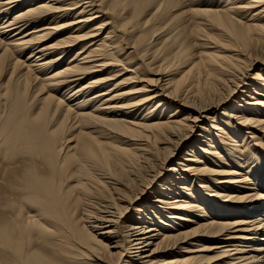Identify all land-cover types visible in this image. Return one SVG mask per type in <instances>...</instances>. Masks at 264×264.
<instances>
[{
  "label": "bare ground",
  "instance_id": "1",
  "mask_svg": "<svg viewBox=\"0 0 264 264\" xmlns=\"http://www.w3.org/2000/svg\"><path fill=\"white\" fill-rule=\"evenodd\" d=\"M0 35V264H264V0H0Z\"/></svg>",
  "mask_w": 264,
  "mask_h": 264
},
{
  "label": "rangeland",
  "instance_id": "2",
  "mask_svg": "<svg viewBox=\"0 0 264 264\" xmlns=\"http://www.w3.org/2000/svg\"><path fill=\"white\" fill-rule=\"evenodd\" d=\"M224 4L225 3H221L220 5L223 6ZM198 7H200V4L198 2L189 3V1H188V2H185L184 6H181V7L177 8L176 10H174V14L175 15H181L185 11H189V9H194V8H198ZM4 38L5 37L0 35V39H4ZM3 42H6V39L3 40ZM2 51L3 50L1 49V46H0V54L2 53ZM29 53L30 52H27V51L16 52L15 49H14V52L12 53V57L11 58H15L16 57V58H20L21 62L25 61V63L21 64L22 66L18 68V71H20L21 73H24L26 71L25 68H26V66H28V63H29L28 61H26V59H27V56L29 55ZM65 63H64L63 66L66 65ZM44 74H46V73H44V72H39L38 73L39 78L41 79L40 83H42V79H44V76H46ZM17 82H18V78L15 77V74H13L10 69H6V70H3V71L0 72V95L2 97V99H1L2 107H7V105H6V99L7 98L13 99V94H11L13 92L8 91V92H10L11 96L6 95L5 93L7 92L8 87H9L10 84L13 85L15 93H16ZM39 86H41V85H39ZM65 90H60L59 93H58V91H57V93L55 91H52V92H54L53 94H56L57 97H61L63 91H65ZM44 91H45L44 94H42V91H39V90L33 91L32 93H28L27 91L26 92L25 91L24 92H20V94L23 97H28L27 100H28L29 104L35 106L34 115H36L40 111V109L42 108V104L39 103L38 99H41L42 97H45V96H47L48 94L51 93V91L47 87L44 88ZM72 103L73 102L68 101V103H66V104L72 105ZM165 117H168V115H166ZM200 124L203 125L202 123H200ZM171 166H173L172 163H170L169 167H171ZM255 174H256V176L260 174L259 176H257V177H259V184L261 183V185L264 186V169H263L262 172H260V173L257 172ZM256 176L254 178L253 177H251V178H253L254 180L258 181V178ZM261 192H263V191H261ZM239 219H243V217L235 216V217L230 218V220H232V221H235V220L239 221ZM213 264H217V263H213Z\"/></svg>",
  "mask_w": 264,
  "mask_h": 264
}]
</instances>
